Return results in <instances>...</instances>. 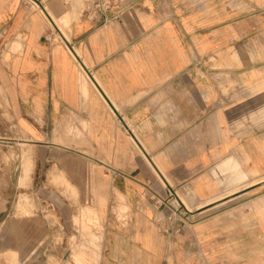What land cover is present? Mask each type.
<instances>
[{"label":"crops","instance_id":"1","mask_svg":"<svg viewBox=\"0 0 264 264\" xmlns=\"http://www.w3.org/2000/svg\"><path fill=\"white\" fill-rule=\"evenodd\" d=\"M109 1L0 0L23 143L83 157L99 264H264V0Z\"/></svg>","mask_w":264,"mask_h":264},{"label":"rangeland","instance_id":"2","mask_svg":"<svg viewBox=\"0 0 264 264\" xmlns=\"http://www.w3.org/2000/svg\"><path fill=\"white\" fill-rule=\"evenodd\" d=\"M28 138L0 85V264H99L97 201L88 197L83 157L57 145L24 144ZM172 202L173 219L184 221Z\"/></svg>","mask_w":264,"mask_h":264},{"label":"built area","instance_id":"3","mask_svg":"<svg viewBox=\"0 0 264 264\" xmlns=\"http://www.w3.org/2000/svg\"><path fill=\"white\" fill-rule=\"evenodd\" d=\"M109 2V0H94L92 3H95V6L98 7V11H105L109 7ZM48 39L51 40V37L49 36Z\"/></svg>","mask_w":264,"mask_h":264},{"label":"bare ground","instance_id":"4","mask_svg":"<svg viewBox=\"0 0 264 264\" xmlns=\"http://www.w3.org/2000/svg\"><path fill=\"white\" fill-rule=\"evenodd\" d=\"M51 18V17H50ZM52 20V19H51Z\"/></svg>","mask_w":264,"mask_h":264}]
</instances>
